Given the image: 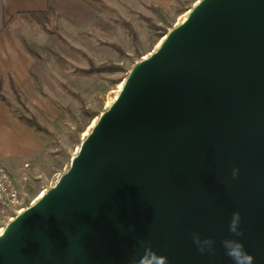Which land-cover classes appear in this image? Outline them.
I'll return each mask as SVG.
<instances>
[{
    "label": "water",
    "instance_id": "water-1",
    "mask_svg": "<svg viewBox=\"0 0 264 264\" xmlns=\"http://www.w3.org/2000/svg\"><path fill=\"white\" fill-rule=\"evenodd\" d=\"M130 70L52 187L0 234V264H129L141 239L169 264L240 212L264 264V0H198ZM239 169L238 178L231 176Z\"/></svg>",
    "mask_w": 264,
    "mask_h": 264
},
{
    "label": "crops",
    "instance_id": "crops-1",
    "mask_svg": "<svg viewBox=\"0 0 264 264\" xmlns=\"http://www.w3.org/2000/svg\"><path fill=\"white\" fill-rule=\"evenodd\" d=\"M92 1L0 0V157L19 186L50 181L55 175L60 178L65 173L61 172L64 162L53 159L52 141L46 136L49 134L21 120L7 97H20L31 107L32 112L26 116L34 117L38 124L52 132L51 125L54 126L62 115L58 100L50 98L60 96L54 88L57 86L54 77L58 79L63 71L66 76L72 75L69 70H74L75 65L74 58L70 57L76 50L74 41L95 29L100 16ZM94 1L115 10L123 5V0ZM39 13L44 14L40 18L44 25L31 16ZM61 41L70 44L72 49L61 48ZM45 46L63 62L55 64L52 76L47 74L40 59ZM42 81L51 92L43 88Z\"/></svg>",
    "mask_w": 264,
    "mask_h": 264
},
{
    "label": "rangeland",
    "instance_id": "rangeland-1",
    "mask_svg": "<svg viewBox=\"0 0 264 264\" xmlns=\"http://www.w3.org/2000/svg\"><path fill=\"white\" fill-rule=\"evenodd\" d=\"M197 2L198 0H123V5L118 6L115 10L110 6L97 5L98 3L92 1L93 7L100 16L97 17L95 29L90 30L91 32L85 36L76 37L74 41L76 50L71 53L73 56L70 54V57L74 58L75 65L74 70H69L72 75L66 76L63 71L58 79L54 77L55 75L53 76L54 82H57V86L54 88L59 91L60 96L50 98L58 100L62 115L57 122H54V126L51 125L52 134L46 136L52 141L53 159L59 158L64 162L62 173L68 171L70 160L78 152V147L90 133L98 117L111 106L120 93L123 86L122 81L127 78L131 67L155 52L164 37L165 29L181 23L186 17V13ZM152 7H158L163 11L166 24L163 22L162 16L151 11ZM144 18L153 19L158 27L151 29ZM124 21L129 22L138 34L139 59H136L137 50L130 42L128 30L123 24ZM114 43L122 47L126 51V55L120 56L117 51H114L110 46ZM66 44L61 41L59 45L68 51V47L70 48L71 45L67 44V46ZM48 47L42 48L43 53H40V59L47 68V74L52 76L55 64L58 62L61 65L63 62L58 60ZM90 60L96 64L115 63L121 65L123 70L88 75L82 72V69L89 68ZM42 82L44 85L45 82ZM43 88L47 91L50 90L47 85H44ZM71 92L80 96L83 103L72 96ZM7 99H9V105L13 108V112L20 117H27L32 112L31 107L20 97H16V100L13 97H7ZM0 160L4 164L5 160L1 157ZM58 178L59 175H55L50 181L22 183L19 188L22 196L20 206L18 210L5 215L0 221V232L18 213L33 205L45 187L55 185Z\"/></svg>",
    "mask_w": 264,
    "mask_h": 264
},
{
    "label": "clouds",
    "instance_id": "clouds-1",
    "mask_svg": "<svg viewBox=\"0 0 264 264\" xmlns=\"http://www.w3.org/2000/svg\"><path fill=\"white\" fill-rule=\"evenodd\" d=\"M239 169H233L231 176L238 178ZM242 217L240 212H233L229 224L228 235L217 241L214 237H205L199 232L191 233L192 243L202 255H216L218 248L231 261V264H255V257L251 255L244 243L239 239L244 236L241 229ZM129 264H169L168 257L155 250L151 240L141 239L134 248Z\"/></svg>",
    "mask_w": 264,
    "mask_h": 264
},
{
    "label": "trees",
    "instance_id": "trees-1",
    "mask_svg": "<svg viewBox=\"0 0 264 264\" xmlns=\"http://www.w3.org/2000/svg\"><path fill=\"white\" fill-rule=\"evenodd\" d=\"M150 9H151V11L156 13L157 15L162 16L163 22L165 24L167 23V21L165 19V15H164L163 11L160 8L152 7ZM31 16H32V18L38 20L37 23H40V24L44 25V21H42L40 19V18H42L44 16V14H40L39 13V14H36V15L35 14L31 15ZM144 19L146 20V22L148 23V25H149V27L151 29H154V28L158 27L155 24L153 19H151V18H144ZM123 24L126 27V30H128V34H129V37H130V42L132 43V45L134 47H136V50H137L136 59H139L140 56L138 55L139 53H138V49H137V47L139 45L138 34H137L136 30L133 29L134 27L129 22H125L124 21ZM97 25L100 26V24H98V23H97ZM170 29H171V27H168V29H165L164 36H166V34L168 33V31ZM110 46L113 48L114 51H117L120 54V56L126 55V51L122 47L116 45L115 43L111 44ZM122 70H123L122 66L118 65V64H115V63L106 62V63H102V64H96L92 60H90L89 68L88 69H82V72H84L85 74L90 75V74H94V73H107V72L112 73V72H115V71L117 72V71H122ZM71 94H72V96L77 98L81 103H83V100H82V98L80 96H77V94H75L73 92H71ZM20 118H21V120L25 121L26 124H29L31 127L35 128L37 131L44 132L46 134H52L51 131L47 127H44V126L38 124L37 120L34 117H32V118L20 117Z\"/></svg>",
    "mask_w": 264,
    "mask_h": 264
},
{
    "label": "built area",
    "instance_id": "built-area-1",
    "mask_svg": "<svg viewBox=\"0 0 264 264\" xmlns=\"http://www.w3.org/2000/svg\"><path fill=\"white\" fill-rule=\"evenodd\" d=\"M20 186L0 161V221L18 210L22 199Z\"/></svg>",
    "mask_w": 264,
    "mask_h": 264
},
{
    "label": "bare ground",
    "instance_id": "bare-ground-1",
    "mask_svg": "<svg viewBox=\"0 0 264 264\" xmlns=\"http://www.w3.org/2000/svg\"><path fill=\"white\" fill-rule=\"evenodd\" d=\"M42 195H43V193H40L39 197H41ZM39 197H38V198H39ZM2 232H3V230L0 232V234H1Z\"/></svg>",
    "mask_w": 264,
    "mask_h": 264
}]
</instances>
